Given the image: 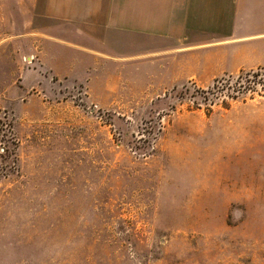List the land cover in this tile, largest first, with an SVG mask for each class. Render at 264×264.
Wrapping results in <instances>:
<instances>
[{
	"label": "rangeland",
	"instance_id": "obj_1",
	"mask_svg": "<svg viewBox=\"0 0 264 264\" xmlns=\"http://www.w3.org/2000/svg\"><path fill=\"white\" fill-rule=\"evenodd\" d=\"M52 12L0 0V264H264V65L75 50Z\"/></svg>",
	"mask_w": 264,
	"mask_h": 264
},
{
	"label": "crops",
	"instance_id": "obj_2",
	"mask_svg": "<svg viewBox=\"0 0 264 264\" xmlns=\"http://www.w3.org/2000/svg\"><path fill=\"white\" fill-rule=\"evenodd\" d=\"M51 1L52 15L68 24L75 50L103 54L97 48L131 40L139 50L155 49L133 56L197 49L212 55L220 70L264 65V0Z\"/></svg>",
	"mask_w": 264,
	"mask_h": 264
},
{
	"label": "trees",
	"instance_id": "obj_3",
	"mask_svg": "<svg viewBox=\"0 0 264 264\" xmlns=\"http://www.w3.org/2000/svg\"><path fill=\"white\" fill-rule=\"evenodd\" d=\"M221 88H217L215 86H212L211 88H208L207 90L199 91L197 92V96L193 95V97H198L199 101L205 105H211L214 103L215 100H217L222 93V90H219ZM226 95L229 98L235 99L237 96L236 94H243L245 90L254 91V87L251 85L248 86H239L238 88L230 87L227 88ZM195 103H198V101L194 100Z\"/></svg>",
	"mask_w": 264,
	"mask_h": 264
}]
</instances>
